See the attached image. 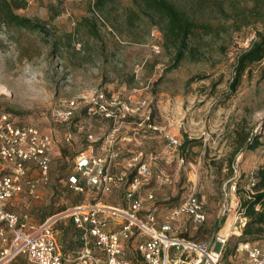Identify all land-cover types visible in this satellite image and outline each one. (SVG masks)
Masks as SVG:
<instances>
[{
    "label": "rangeland",
    "instance_id": "374dc122",
    "mask_svg": "<svg viewBox=\"0 0 264 264\" xmlns=\"http://www.w3.org/2000/svg\"><path fill=\"white\" fill-rule=\"evenodd\" d=\"M93 1L26 0L18 13L39 22L45 31L0 26V116L9 114L19 125L34 124L56 140L51 155L55 185L38 201L50 202L51 216L92 200V191L79 194L66 183L75 172L76 156L92 143L88 135L102 142L112 127L102 115L89 113L87 104L99 92L124 98L136 88V96L149 103L143 111L151 110L154 122L164 128L150 133L143 123L140 130L133 129L143 115L129 117L120 128L138 131L125 141L131 149L125 157L143 150L150 165L143 194L154 192L163 220L194 192L205 201L207 220L196 226L192 219H183V234L212 241L225 230L237 237L235 181L226 177V158L232 150L231 132L239 122L264 141V59L251 65L236 89L231 82L238 54L264 30V1L174 0L217 29L212 34L198 31L192 49L175 68L170 67L174 50L164 44V21L157 12L136 0H104L96 6ZM71 99L78 102L75 117L67 123L54 121L51 111ZM126 122L132 127H125ZM165 131L180 143L184 135L194 143L182 154L180 145L168 147ZM262 161L264 146L238 155L235 179L240 185ZM160 171L171 181H160ZM243 174L247 176L241 179ZM125 187L119 188L120 207L126 206ZM70 218L59 219L55 228ZM231 236L226 250L237 243ZM235 253L224 263L243 264L246 254Z\"/></svg>",
    "mask_w": 264,
    "mask_h": 264
},
{
    "label": "built area",
    "instance_id": "2783aa9c",
    "mask_svg": "<svg viewBox=\"0 0 264 264\" xmlns=\"http://www.w3.org/2000/svg\"><path fill=\"white\" fill-rule=\"evenodd\" d=\"M136 91L135 88L124 98L99 92L87 104L89 113L110 120L112 128L102 139L100 153L94 148L98 139L93 134L88 135L92 143L76 156L75 174L70 176L68 185L77 193L94 189L96 200L67 207L36 225L29 226L28 212H11L7 205L26 186L33 198H39L38 183L50 181L51 155L56 140L34 124L19 125L9 114L0 116V264H8L21 255L32 264L69 263L70 256L61 250L55 228L57 221L65 216L72 217L81 231L82 245L72 264H221L230 231H219L212 241L182 235L180 222L183 219H192L196 226L207 220L206 204L200 196L194 192L189 194L161 220L154 192H142V185L151 178L150 165L144 160L145 152L136 151L126 160L120 173L113 172L124 151L120 128L129 117L143 115L142 124L149 130L164 131L152 119L151 110L143 111L149 103L146 98L137 97ZM77 109V100H67L51 111V118L59 123L70 122ZM164 135L168 147L181 144L176 135L168 131ZM29 164L38 167L39 179L28 176ZM131 172L133 176L128 179ZM157 176L162 182L171 181L163 171ZM124 185L125 207L103 202L105 194ZM253 185L252 180L248 187ZM147 202L154 203L149 206ZM245 223L246 217L237 198L233 233L240 234ZM237 251L247 254L244 264H264V241H242ZM127 252L131 253L130 258Z\"/></svg>",
    "mask_w": 264,
    "mask_h": 264
},
{
    "label": "trees",
    "instance_id": "16d2710c",
    "mask_svg": "<svg viewBox=\"0 0 264 264\" xmlns=\"http://www.w3.org/2000/svg\"><path fill=\"white\" fill-rule=\"evenodd\" d=\"M136 1L144 2L147 7L152 8L163 18L164 22L161 25V31L164 37V44L167 48L172 47L174 50V60L170 66L171 68L177 67L192 49L191 39L198 31L206 34H212L217 31L211 23L199 20L193 12L184 6H179L174 0ZM103 2L104 0H95L93 2L94 4L92 2L90 3L96 6L97 3L99 5L103 4ZM200 2L202 3L204 0H200ZM256 4H258V0ZM26 6V0H0V26H14L23 29L45 31V26L18 13V9ZM255 9L258 8L255 6ZM263 59L264 30L258 31L256 36L250 39L248 46L243 48L238 54L234 67L233 80L231 82L232 89L238 87L245 73L249 72L252 64ZM230 140L232 150L226 158V177L228 180L232 178L235 181L232 183L235 184V194L240 200L241 209L246 217V223L241 233L237 234V237L231 236L235 237L237 241L234 248L226 250L230 241L229 238L222 254L221 264H230L228 262L224 263L223 260L230 255L232 256L235 251V256H237L238 243L242 241L257 242L264 240V162L251 171L250 176L244 174L240 176L241 179H244L246 176L248 177L246 183L240 185V182L235 179V163L238 155L244 151L257 150L264 146V141L261 140V135L254 134L252 129H247L243 121L234 127L230 135ZM193 143L194 141L191 138L184 135V140L179 146L180 152L182 154L188 152ZM132 176L133 172L130 173L128 179L132 178ZM252 180L254 181V185L249 188L248 185Z\"/></svg>",
    "mask_w": 264,
    "mask_h": 264
},
{
    "label": "crops",
    "instance_id": "0c3cea01",
    "mask_svg": "<svg viewBox=\"0 0 264 264\" xmlns=\"http://www.w3.org/2000/svg\"><path fill=\"white\" fill-rule=\"evenodd\" d=\"M141 125H142V122L140 121L138 123V126L137 125L133 126V129H139L140 130L141 128H139V127ZM125 127L129 128L132 126L128 122L125 125ZM152 132L153 131H151L150 133H152ZM131 133H132V131H130L129 129L124 130V131H120V133H119V137L122 140V144L124 146V152H123L121 158L119 159L118 163L113 168L114 173H120L122 171V168L124 167V165L126 163V160L131 157V156L129 158L125 157L127 152H129L131 150L127 146V142H125V141L132 139L133 136L131 135ZM137 133H138V131L134 132V134H137ZM101 144H102V142L100 140H98L97 142L94 143V148H95L96 153L101 152V150H100ZM89 145L90 144L88 143L87 148ZM53 150H54V148H53ZM53 150H52V152H53ZM263 162L264 161L260 162V164H262ZM73 174H75V172ZM28 176L30 178L39 179L40 172H39V169L36 165H34V164L28 165ZM69 178L67 179V182H66L67 184H68ZM54 180H55L54 175H53L52 171H50V181L48 183H44V182L38 183L39 198H33L28 191V187L26 186L24 191L20 195L16 196L15 198L11 199L8 202L7 209L11 212H16V213H19L20 210L23 211L22 213L28 212V214H29V219H28L29 226L42 223L45 219H47L49 217V212L51 211L52 206H50V204H49L50 202H47V200L43 199L42 201H38V199H41V196H43L45 191H48L49 189H53V187L55 185ZM121 188H123V187H121ZM120 190L121 189L116 188L112 192L105 194L102 197L103 202L106 203L107 205H112V206H121L122 205L123 206L121 199H119V191ZM89 191H92L95 194V196L91 200V201H95L96 198L98 197L97 193L94 191V189H91ZM124 193H125V190H124ZM26 195H29L34 200H29V198ZM91 201H89V202H91ZM83 202L86 203L87 202L86 199H84L83 201H79L78 203H83ZM78 203H76V204H78ZM125 203L127 205L126 201H125ZM73 205H75V204H73ZM39 211L41 213H40V215H37L39 213ZM60 212H58V213H60ZM22 213H19V214H22ZM65 217H68V216H65ZM58 226L59 227L56 229L58 244H59L61 250L65 254H68L70 256V262L67 264H72L71 260H73L76 257L78 250L80 249V247L82 245V242L80 240L81 231H80V229L77 228L72 217L69 220H66L65 222H61V224H59ZM239 254L242 255V254H246V253L245 252H238L237 255H239ZM127 257L128 258L131 257L130 252H127ZM245 259H246L245 260V262H246L248 259L247 254H246ZM8 264H32V263L28 261L26 256L21 255Z\"/></svg>",
    "mask_w": 264,
    "mask_h": 264
}]
</instances>
